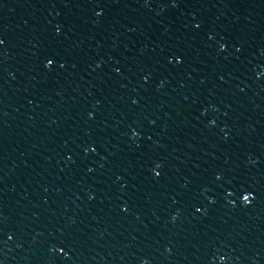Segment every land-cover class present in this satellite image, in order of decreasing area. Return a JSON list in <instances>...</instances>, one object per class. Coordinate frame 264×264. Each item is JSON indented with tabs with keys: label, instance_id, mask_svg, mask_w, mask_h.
Masks as SVG:
<instances>
[{
	"label": "water",
	"instance_id": "obj_1",
	"mask_svg": "<svg viewBox=\"0 0 264 264\" xmlns=\"http://www.w3.org/2000/svg\"><path fill=\"white\" fill-rule=\"evenodd\" d=\"M0 264H264V0H0Z\"/></svg>",
	"mask_w": 264,
	"mask_h": 264
},
{
	"label": "snow or ice",
	"instance_id": "obj_2",
	"mask_svg": "<svg viewBox=\"0 0 264 264\" xmlns=\"http://www.w3.org/2000/svg\"><path fill=\"white\" fill-rule=\"evenodd\" d=\"M246 199H247V197H246Z\"/></svg>",
	"mask_w": 264,
	"mask_h": 264
}]
</instances>
